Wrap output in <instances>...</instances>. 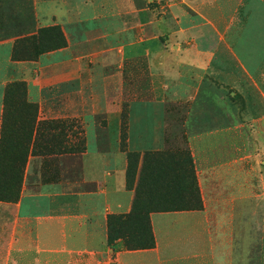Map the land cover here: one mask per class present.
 Here are the masks:
<instances>
[{
	"label": "crops",
	"instance_id": "crops-1",
	"mask_svg": "<svg viewBox=\"0 0 264 264\" xmlns=\"http://www.w3.org/2000/svg\"><path fill=\"white\" fill-rule=\"evenodd\" d=\"M73 3L35 0L10 13H0V134L3 91L9 82H27L29 101L39 104L41 121L47 118V103L53 102L45 93H54L56 87L66 84L72 88L67 92L70 97L97 87L99 81L98 90L102 91L107 89V80L113 82V94L117 95L97 111L105 116L108 146L103 150L88 148L81 154L82 180L94 185L93 191H68L62 183H50L40 185L37 193L30 196L27 192L33 186L23 187L20 211L29 197L34 201L43 198L47 207L45 213L33 217L17 214L7 264H252L254 247L260 253L257 264H264V9L258 10L261 15L254 20L247 13L248 4L242 5L226 26L223 69L216 65L217 55H203L195 46L185 49L188 52L181 51L184 55L177 57L174 66L162 67V71L156 68L155 99L131 102L124 120L122 73L114 71L106 77L103 66L106 54L114 66L131 59L132 41L121 55L105 51L87 54L81 49L76 51L74 44L85 47L91 43L90 38L69 34L68 47L44 53L31 63H18L26 67L25 71L15 79L9 76L18 40L37 35L44 28L78 30L84 24L81 12L85 6ZM97 21L92 23L97 25ZM89 60L98 67L101 63L100 70L90 69ZM217 73L224 78L226 92L231 97L240 94L249 111L245 123L240 119L242 124L187 137L203 209L152 212L149 221L155 239L153 248L130 250L124 239L110 245L108 217L129 215L135 204V189L127 187L129 155H140L139 171L144 156L149 160L166 152L165 102L196 100L204 75L212 77ZM69 100L72 98H66V104ZM224 103L229 115L234 102L226 97ZM66 131L73 142L70 127ZM92 139L88 136V140ZM46 256L49 261L43 260Z\"/></svg>",
	"mask_w": 264,
	"mask_h": 264
},
{
	"label": "rangeland",
	"instance_id": "rangeland-1",
	"mask_svg": "<svg viewBox=\"0 0 264 264\" xmlns=\"http://www.w3.org/2000/svg\"><path fill=\"white\" fill-rule=\"evenodd\" d=\"M34 1L0 0V13H10ZM73 2L75 5L85 6V10L81 12L84 24L78 30L66 31L59 26L44 28L37 35L18 40L13 49L12 60L15 63L9 70V76L15 79L19 77L21 71L22 73L25 71L26 67L18 63H31L44 53L68 47L69 34L75 38L77 35L90 38L91 43L85 44V47L74 44L76 51L81 49L87 54L105 51L110 55H121L132 41L130 46H133L134 53L131 59L121 60L119 64L115 63L118 64L117 66H114L111 57L106 54L103 66V74L106 77L111 76L114 71L122 73L125 84L122 113L124 120L128 117V106L131 102L155 99L153 78L158 72L156 68H161L162 71V67L166 69L174 66L177 57L180 54L183 56L187 51L185 49L195 46L203 55L205 53L217 55L216 65L223 69L226 26L230 24L242 5L248 4L247 13L254 20L261 15L260 9H264V0H73ZM92 3L94 5H91ZM94 19L98 20L97 25L92 23ZM146 47L149 50H146ZM194 54L197 52L194 51ZM57 57L63 58V55ZM44 60L47 62V58ZM93 61H88L90 69L100 70L101 63L98 67ZM218 72L223 75V71ZM93 73L95 74L94 71ZM97 73L99 74V71ZM219 73L212 77L206 74L204 79L203 76L201 77L204 82L196 100L171 99L165 102L163 112L168 122L166 133L169 147L166 152L150 157L143 172V178L146 180L154 178L159 181L158 190L150 189V193L145 194L152 198L153 202L181 203L193 208L200 205L199 210L203 209L200 189L197 194L193 193L194 188L199 186L197 177L195 182L193 180V173L195 176L196 173L187 146V137L192 133L210 131L230 124H242L240 119L245 123L249 111L240 94L231 97L230 92H226L224 78L219 76ZM13 82H9L6 87ZM99 85H101L100 81L97 87L88 88L83 94H71L70 97L67 92L72 88L66 84L56 87L54 93H45V96L53 101L47 103L44 109L47 118L41 120L42 122L46 120L43 129L47 128L45 133L49 138L39 143L37 154L47 149L58 152L56 143L60 131L56 127L65 124L72 132L70 136L73 140L70 144L72 150L66 153L71 155L70 157L62 159L52 154L42 159L30 153L27 157L22 188L16 190L13 179L17 175L21 176L17 167L18 157L7 151L2 168L3 191L0 189V264L10 262L9 249L14 239L17 214L33 217L45 213L47 207L43 198L34 201L33 197H29L20 211L19 203L23 187L33 186L32 191H26L30 196L37 193L40 185L50 183H62L68 191L95 189L94 185L86 184L82 180L80 157L88 148L102 150L107 148L108 142L104 135L105 116L102 111L97 110L105 105L106 101L109 103L113 101L117 95L113 94V82L106 80L107 89L102 91L98 90ZM226 97L234 102L232 113L229 115L225 109ZM66 98L72 100L66 104ZM3 106L4 115V100ZM37 106L40 115L41 109L39 104ZM57 116L62 118L56 119ZM12 118L11 115L10 120ZM88 136L93 139L88 140ZM125 145L126 140L123 139L122 148H125ZM25 155V151L19 155L20 163H23ZM132 163L135 164L136 160ZM167 181L170 182L169 187L165 186ZM4 192L10 193L8 200L1 199ZM144 210L129 214L130 221L124 226L113 221L109 232L112 234L119 232L122 238L125 234L133 235L137 231L143 234L144 226L147 232L150 222L146 215L142 214ZM258 253L259 251L254 247L250 255L252 264H257ZM48 258L46 256L43 260L49 261Z\"/></svg>",
	"mask_w": 264,
	"mask_h": 264
},
{
	"label": "trees",
	"instance_id": "trees-1",
	"mask_svg": "<svg viewBox=\"0 0 264 264\" xmlns=\"http://www.w3.org/2000/svg\"><path fill=\"white\" fill-rule=\"evenodd\" d=\"M28 85L25 81H15L9 84L6 87L4 94V104L5 111L2 119V128L0 134V189L3 191L2 183V168L6 161V154L9 150L12 154L17 155L18 162V172L21 173L14 177L13 182L16 190L22 188L23 175L26 173L25 167L27 162L28 155L39 156L42 159L49 157L52 154L55 156L65 155L70 153L72 148H70V141L67 136V126L65 124L58 125L57 130L60 131V135H57L56 147L59 148L58 152L54 150H44L38 152L37 148L39 147L40 142L46 141L47 137L46 129H43L45 121L39 120V109L37 104L32 103L28 100ZM13 102V103H12ZM12 115V120H10ZM22 121V122H21ZM56 148V149H57ZM25 151V159L23 163H20L19 155ZM130 168L128 171V189H135L136 197L133 212L143 211V215H146V218L149 221L150 214L155 211H184V210H199L200 205L196 207L184 206L181 203H165V202H153V199L146 196L145 194L150 193V189L158 190L160 187L159 181L156 179L146 180L143 178V172L146 168L148 157L144 156L143 166L139 171H137V166L140 161V155L130 154ZM133 160H136V163H132ZM134 177V178H133ZM195 174L193 173V180L195 182ZM165 184L166 187H169L170 182ZM164 186V187H165ZM199 188L196 186L193 193L197 194ZM9 192H4V196L1 199L8 200ZM143 204V206H141ZM142 208V209H141ZM131 215H110L108 217L109 231L111 229V224L113 221L121 223V226L128 224L130 221ZM148 230L145 232L144 226L142 228L143 234L140 231L135 232L133 235H124L123 238L119 232L111 233L109 232L108 243L112 245L118 239H124L128 249L137 250V249H149L153 248L155 245L154 235L151 229V225L148 224ZM146 236H145V234Z\"/></svg>",
	"mask_w": 264,
	"mask_h": 264
}]
</instances>
